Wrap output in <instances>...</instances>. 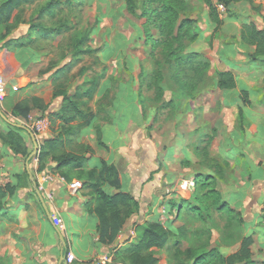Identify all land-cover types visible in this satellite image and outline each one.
Instances as JSON below:
<instances>
[{"label": "crops", "instance_id": "1", "mask_svg": "<svg viewBox=\"0 0 264 264\" xmlns=\"http://www.w3.org/2000/svg\"><path fill=\"white\" fill-rule=\"evenodd\" d=\"M232 9L235 15H227L215 30L205 5L200 36L189 51L209 60L212 86L191 99H168L173 115L164 127L152 128L157 109L145 114L140 105L139 82L135 81L142 73L139 68L131 70L132 82L121 86L130 89L128 100L124 99L125 112L115 113L111 124L103 128L101 151L93 128L59 129L62 120L58 117L53 118L52 130L35 135L39 150L29 162V157L15 155L0 138V264H60L62 256L63 264H68L69 253L74 256L72 264H100L104 257L111 261L105 264H121L118 253L133 246L136 227L162 222L163 214L173 213L174 207L179 213L201 193L197 180L211 184L207 189H214L221 203L240 214L243 237L253 242L252 258L264 262V62H253L255 47L241 39L245 23L264 29V13L260 0L235 3ZM13 17L0 24V35H6L0 38V72L9 83L0 107L4 115L28 125L45 109L46 114L59 113L64 103L61 94L66 92L56 87V69L44 67L42 49L36 41L30 44L25 25H10ZM198 17L195 12L191 19ZM223 72L234 76L235 88L217 87V73ZM24 102H44L45 107L32 106L28 119L14 116V107ZM10 127L0 117V134H8ZM20 135L32 154L31 137L26 132ZM45 142L50 155L42 165L38 157ZM76 144L88 147L82 161L60 164L58 158L72 153ZM103 162L115 167L121 187L105 183L101 190L110 197L130 194L139 207L123 222L113 246L101 240L100 199L91 186L100 190ZM74 182L82 183V188L73 193L70 185ZM184 183L187 188L183 189ZM174 202L180 205L167 212ZM103 215L110 221L109 215ZM179 226L175 222L171 228ZM127 233L128 240L117 247L116 241ZM241 243L225 249L228 255L236 253ZM256 245L260 254L254 253Z\"/></svg>", "mask_w": 264, "mask_h": 264}, {"label": "rangeland", "instance_id": "2", "mask_svg": "<svg viewBox=\"0 0 264 264\" xmlns=\"http://www.w3.org/2000/svg\"><path fill=\"white\" fill-rule=\"evenodd\" d=\"M8 1L10 0H0V7ZM186 1L189 7L179 8L177 15L179 19L176 18L173 25L170 22L168 30L160 25L158 20H154L156 26L153 23L148 24L140 4L134 14L130 13L124 0L14 1L9 11L11 17L14 16L10 25L15 28H18L20 23L25 25L30 44H36L33 43L36 41V47L42 49L44 67L47 64L48 71L56 69L53 75L56 79V87L61 88L67 95L71 91L69 98L78 106L77 111H80L68 124L61 121L59 129L81 132L86 130L85 128H93L97 132L98 147L100 146L101 151L103 147L99 142L104 144L103 128L111 124L112 116H116L115 113L119 115L125 112L124 99L128 100L130 89L121 86L132 82L131 70L134 69H142V73L138 79L135 78V81L139 82L137 97L145 114L150 109L155 111L157 109L158 119L151 126L156 129L164 127L173 115L170 109L173 107H169L171 106L169 104L167 106L168 99H183V97L191 99L193 95L201 94L212 86V79L208 76L209 70L207 72L204 70L203 61L190 56L185 59L193 44H191V36L201 32L200 15H204L205 8L203 0ZM195 12L199 13L195 26L186 25L179 32L181 22L191 19ZM135 25L140 29L136 30ZM7 29L9 33V27ZM132 33L136 36L131 35ZM1 36L4 38L6 35H0V38ZM140 37L142 38L139 39ZM0 75L8 81L3 73L0 72ZM194 85L197 89L191 87ZM44 105V102L43 105L40 102L28 103L30 108L45 107ZM7 106L8 104L5 105L6 109ZM46 110L24 126L33 130L38 121L45 120L47 128L43 132L52 130L51 125L54 122L56 124V120L53 119L55 116L46 114ZM74 113L72 111L71 116ZM5 116L18 124L11 115L5 113ZM74 146L70 154L84 158L88 147L83 144ZM101 154L103 155V152ZM176 204L180 205L178 202L169 203L167 212ZM164 215L162 221L164 224L160 223L166 228L178 222L179 225L187 226L186 230L203 229L210 233L202 238L190 233L181 239H175L172 235L170 246L176 241L183 242L185 248L197 247L198 242L209 243L211 247L215 245L223 247L231 242L225 239L226 222L219 214L214 213L212 218L202 222L192 216L177 221L176 207H174L173 213ZM257 249L258 246L254 249V253L260 254ZM148 253L151 259H156L155 264H167L164 250L153 248L144 254ZM190 258L191 255L184 257L187 263L190 262ZM121 264H128V260H123ZM255 264H264V262Z\"/></svg>", "mask_w": 264, "mask_h": 264}, {"label": "trees", "instance_id": "3", "mask_svg": "<svg viewBox=\"0 0 264 264\" xmlns=\"http://www.w3.org/2000/svg\"><path fill=\"white\" fill-rule=\"evenodd\" d=\"M15 0H10L6 2L2 7H0V24L8 22L11 18L12 4ZM126 3L127 10L134 14L137 11L140 4L142 7L143 16L147 17L148 24H156L154 20H158L160 25L164 26L168 30L170 22L171 25L175 24V19L177 18L179 8H184L188 6V1L186 0H124ZM204 4L209 9V17L213 24L216 25L218 30L222 24L223 20L226 18H221L217 10V4H222L226 7V16L233 17L234 11L232 5L246 0H203ZM52 6V5H51ZM189 7V6H188ZM179 17L176 19L178 20ZM196 22L193 19H185L181 22L179 26V32L184 29L186 25L188 27L195 26ZM156 26V25H155ZM160 27V26H159ZM9 32V31H8ZM58 32V31H57ZM147 32V30H146ZM149 37V35H146ZM200 36V33H196L191 36L190 40L195 43ZM241 39L243 43L247 46L255 47L254 53L251 55V60L253 62H264V29H259L254 23H245L241 31ZM190 44V45H191ZM189 45V46H190ZM188 46V49H189ZM187 49V51H188ZM171 56L173 54L171 53ZM193 59H201L204 66V70L207 72L210 69V62L203 55L194 52H188L185 59L189 57ZM217 87L220 90H231L235 88L234 76L231 73L223 72L217 73ZM192 85V84H190ZM196 88V86H191ZM197 89V88H196ZM64 97V103L59 113L54 115L64 121L65 124L71 122L76 114H79L78 106L74 101H72L66 94H61ZM57 96L54 95V97ZM194 97V95H193ZM31 108L28 106V102L20 103L16 105L13 109V115L18 117L21 116L24 119H28ZM72 111L75 113L71 116ZM11 131L8 134L1 133L0 138L6 146L15 154H21L23 157L28 158L31 154L29 149L25 145L24 139L21 137L20 133H24L19 127H10ZM98 134L100 131L98 130ZM50 143V142H49ZM49 145L48 142L42 146L39 154L40 163L46 161L47 157L50 155V151L46 148ZM99 145L104 146L102 142ZM60 164H68L75 161H82V158L76 157L72 154H65L58 158ZM91 177V175H90ZM100 190L96 185H91L97 190V197L100 199V220H101V231L100 237L103 242H107L113 245L115 239L119 234V230L123 222L130 217L133 213L137 212L139 207L138 203L133 199L130 194L117 193L116 195L110 197L106 195L102 190L101 186L105 183L109 184L111 187L120 189L121 181L118 172L114 166H109L105 162L102 163L100 167ZM198 191L202 190L201 193L195 196V198L188 202L186 206L179 209L177 213V220L183 219V217L192 216L194 219L200 222L212 218L214 213L210 211H215L216 214L225 218L226 225L225 229V239L230 240V244H226L223 247L215 245L211 247L209 243H200L197 247H187L183 245V242L176 241L173 246L169 245L171 236L178 238H184L188 233L195 235L197 238H202L204 235H210L209 232L201 229H196L190 231L186 230L187 226H180L177 229H172L171 227L166 228L160 222L145 223L143 225L136 227V240L133 246L124 252L118 253L121 262L128 260V264H155L156 259H151L150 253L153 248H159L167 257V264H255L256 262L252 258L250 251V246L252 245L251 238L243 237V221L239 213H235L234 210L228 208L226 203H221V199L217 195L214 189H207L211 186L209 183H203L197 180ZM207 189V190H205ZM3 197L0 191V198ZM103 214L109 215L110 221H105ZM236 234V235H235ZM199 240V239H198ZM241 243V248L233 254L228 255L225 249L231 248L238 243ZM116 250L117 248H113ZM223 250V251H222ZM186 255H191L190 262L184 259Z\"/></svg>", "mask_w": 264, "mask_h": 264}, {"label": "built area", "instance_id": "4", "mask_svg": "<svg viewBox=\"0 0 264 264\" xmlns=\"http://www.w3.org/2000/svg\"><path fill=\"white\" fill-rule=\"evenodd\" d=\"M215 2L217 0H214ZM262 9H263V13H264V0H260ZM217 10L220 14V17L223 19L226 17V7L222 4H217ZM8 88H9V83L0 75V104H3L4 101L6 100L7 97V93H8ZM46 121L45 120H40L38 121L34 127L33 130H31L34 134H40L41 132H43L47 126H46ZM80 188H82V183L80 182H74L70 185V190L74 193L76 191H78ZM182 188H187V183H184V185L182 186ZM51 199V198H50ZM262 212L264 214V205L262 207ZM53 218H55V216H53ZM74 261V256L69 253L66 257V262L68 264H72ZM111 262L110 259L108 257H104L101 259L100 264H105V263H109Z\"/></svg>", "mask_w": 264, "mask_h": 264}, {"label": "water", "instance_id": "5", "mask_svg": "<svg viewBox=\"0 0 264 264\" xmlns=\"http://www.w3.org/2000/svg\"><path fill=\"white\" fill-rule=\"evenodd\" d=\"M0 117L2 118L3 121H5L7 124L11 125L12 127H19L21 128L23 131H25L32 139L33 143H34V151L33 153L29 156L28 158V162L38 153V150H39V147H38V144H37V140H36V137H35V134L26 126L24 125H20V124H15V123H12L5 115L4 113L2 112L1 110V107H0ZM41 198V197H40ZM43 202V200H41ZM130 233H127L126 234V237H124V239H119L118 241H116L115 245L118 247L122 244L125 243L126 240H128V235ZM65 261V257L62 256L61 257V261H60V264H63V262Z\"/></svg>", "mask_w": 264, "mask_h": 264}]
</instances>
